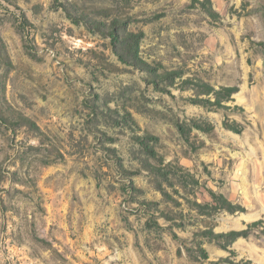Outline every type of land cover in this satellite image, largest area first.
I'll list each match as a JSON object with an SVG mask.
<instances>
[{
	"label": "rangeland",
	"instance_id": "1",
	"mask_svg": "<svg viewBox=\"0 0 264 264\" xmlns=\"http://www.w3.org/2000/svg\"><path fill=\"white\" fill-rule=\"evenodd\" d=\"M0 264H264V0H0Z\"/></svg>",
	"mask_w": 264,
	"mask_h": 264
},
{
	"label": "trees",
	"instance_id": "2",
	"mask_svg": "<svg viewBox=\"0 0 264 264\" xmlns=\"http://www.w3.org/2000/svg\"><path fill=\"white\" fill-rule=\"evenodd\" d=\"M204 8L206 9V12L208 13V15L214 17V15L216 14V12L212 9V7L210 6V4H204ZM136 47H137L136 46V42H134V40H133L131 46L127 50L128 55L130 57H132L133 59H135V60L137 58V56H136L137 55ZM223 90L228 91V89H226V88H224ZM29 123H30V126H34V128H37L34 123H32L30 121H29ZM220 198H221L220 201H218V203L220 204V206L222 208H226L228 210H231L230 208L232 207V204L229 203V202H227V201H225L224 199H222V197H220Z\"/></svg>",
	"mask_w": 264,
	"mask_h": 264
}]
</instances>
